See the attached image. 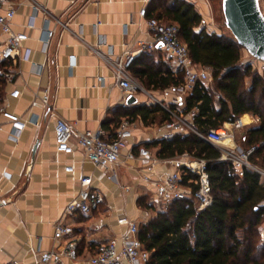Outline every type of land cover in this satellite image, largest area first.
<instances>
[{
  "label": "crops",
  "instance_id": "0c3cea01",
  "mask_svg": "<svg viewBox=\"0 0 264 264\" xmlns=\"http://www.w3.org/2000/svg\"><path fill=\"white\" fill-rule=\"evenodd\" d=\"M13 1L17 10L12 27L14 31L28 34L21 52L29 50L30 53L27 60L17 58L14 62L21 95L5 97L9 110L19 116L23 128L13 134V124L0 115V264H34L39 251L62 245L64 240L53 238L54 225L78 194L79 180L84 175L92 176L93 187L103 193L105 202L91 215L74 213L64 220L74 227L79 239L80 258L70 264H89V255L98 244L127 230L126 225L118 223L119 217L127 216L139 222L141 217L148 216L139 199L149 195L157 202L153 186L143 179L151 160L138 156V148H149L158 159L152 178L180 169L190 156L158 157L157 148L149 144L157 140L156 128L161 124L146 125L137 118L129 146L123 150L126 154L133 147L137 157L124 160L123 156L115 167L118 179H109L111 170L95 166L79 147L75 146L72 154L56 150V119L60 117L74 123L77 131L104 127L111 132L115 122L120 125L126 118L124 112L133 106L157 103V100L182 103L184 97L173 87L145 88L133 71V78L147 92L123 91L115 84L110 66L94 51L97 47L111 58H117L135 51L139 41L152 40L140 10L149 8L153 0H33L43 8L33 27L28 26L33 13L32 0ZM196 6L203 16V26L209 30L213 25L205 2L199 0ZM7 8L6 4H0V14ZM47 24L55 30V35L45 50ZM101 37L105 43L98 44ZM5 39L6 35L0 32V44ZM144 53H148L144 63L167 66L179 72L160 45ZM41 65L45 66L43 73L39 71ZM99 76L105 77V83L97 81ZM46 89L50 91L49 102L53 109L35 96L36 93L42 95ZM130 95L137 103H127ZM247 114L252 115L253 120L246 127L258 125L257 116ZM36 118L37 123H34ZM67 166H73L74 170L66 171ZM124 186H128L129 191ZM95 224H100L102 229L96 231Z\"/></svg>",
  "mask_w": 264,
  "mask_h": 264
},
{
  "label": "trees",
  "instance_id": "16d2710c",
  "mask_svg": "<svg viewBox=\"0 0 264 264\" xmlns=\"http://www.w3.org/2000/svg\"><path fill=\"white\" fill-rule=\"evenodd\" d=\"M196 4L193 0H153L147 8L148 17L155 16L179 26L180 38L188 46L192 61L207 68L214 81L215 88L204 82L196 83L179 104L182 110L176 104L169 108L185 117L195 110L191 123L201 133L253 113L259 118L258 125L247 128L241 141L247 150L255 148L250 160L264 168L263 78L257 75L252 87L245 88L244 80L252 70L250 64L241 65L245 48L235 38L203 26V16ZM147 56L148 53H143L137 57L131 67L145 88L177 89L183 85L182 72L144 63ZM5 97V81L0 78V107ZM123 115L132 122L140 118L146 125L172 119L171 113L156 102L133 106ZM114 127L116 130L119 122ZM149 145L157 148V156L162 159L183 155L205 159L213 203L199 210L194 200H176L143 223L140 238L150 251L147 264H264L262 176L251 169L239 176L231 162L220 159V149L195 132L157 139ZM192 176L188 174L185 179ZM139 203L142 205L140 200Z\"/></svg>",
  "mask_w": 264,
  "mask_h": 264
},
{
  "label": "built area",
  "instance_id": "2783aa9c",
  "mask_svg": "<svg viewBox=\"0 0 264 264\" xmlns=\"http://www.w3.org/2000/svg\"><path fill=\"white\" fill-rule=\"evenodd\" d=\"M193 1L198 2L199 0ZM31 3L33 13L28 20L29 27L35 25L38 14L43 12V8L39 3L33 0ZM0 4L8 6L6 11L0 14V32L6 35L5 41L0 44V62L3 63L0 65V78L5 81L6 96L19 98L22 92L17 85L18 71L14 62L17 61V58L23 60L29 58V50L24 53L21 52L24 42L28 39V34L13 30L12 22L16 15V2L13 0H0ZM140 16L146 19L152 40L139 41L138 48L135 51L125 52L117 58H111L98 50L97 47L94 48V51L112 69L116 85L125 92H137L139 90L147 92L133 78L131 67L139 55L154 50L157 45H161V49L174 61L177 69L184 75L183 85L177 88L180 95H187L198 82L207 83L211 81L210 71L192 61L189 48L181 40L180 28L176 23L166 22L155 16L148 17L146 7L140 10ZM46 20L49 22V18H46ZM44 35V49L47 50L52 37L55 35V30L51 29L47 24L44 29ZM103 43H105V40L102 37L99 38L98 44ZM70 57L74 59V55ZM44 69L45 66L41 65L39 67L40 73H43ZM97 81L103 84L105 83V77L99 76ZM35 96L40 97L47 106L53 109L49 102V89H46L42 95L36 93ZM157 103H160L171 113L172 119L157 126L156 139H172L178 134L195 132L203 139L217 146L221 151L220 159L231 162L239 176H243L246 169H251L259 173L264 179V168L250 160V155L255 148L246 151L242 150L234 143V136L228 128L223 126L209 129L207 133L198 132L191 123L195 116V110H192L187 117H183V115L172 111L161 101L157 100ZM0 115L13 124V134H18L23 128L19 116L9 110L6 100L0 107ZM33 122L37 123V118L33 119ZM247 124L249 123H244L241 118H238L233 123V126L235 128H243ZM134 128V123L125 118L112 134L104 127L77 131L74 123L59 117L54 125L56 150L60 153L72 154L75 152L76 147H79L86 159L95 166L111 170L108 175L109 179L117 180L118 174L115 167L121 163L122 157L124 156V160H135L137 157L133 147L126 154H123V150L129 146V140L134 134ZM229 139L231 142L227 144L226 140ZM138 156L151 160V164L146 167L147 172L144 174L143 179L153 186L156 200L163 207H167L176 200L188 199L196 201L198 209L203 210L213 203L212 184L205 159L190 156V159L180 169L173 173L152 178L151 172L158 160L157 157L145 146L138 148ZM73 170V166L66 167L68 172ZM188 174L193 176L186 180L185 177ZM79 184L80 190L78 194L67 204L62 217L54 225L53 238L56 241L64 240V242L59 247L39 251L34 264H70V262L79 260V239L76 237L74 227L66 223L64 218L74 213L91 215L99 210L105 202L103 193L93 187L92 176H82ZM124 188L126 191L130 189L128 186H124ZM117 221L120 225H126L127 230L98 244L89 255L88 263L147 264L150 260V251L140 238L139 222L127 216L119 217ZM94 228L96 231H100L102 226L95 224ZM262 236H264V231ZM14 264L21 263L16 262Z\"/></svg>",
  "mask_w": 264,
  "mask_h": 264
},
{
  "label": "water",
  "instance_id": "95a60500",
  "mask_svg": "<svg viewBox=\"0 0 264 264\" xmlns=\"http://www.w3.org/2000/svg\"><path fill=\"white\" fill-rule=\"evenodd\" d=\"M222 7L226 26L236 41L264 62V13L260 0H223ZM127 103L135 104L137 99L130 95Z\"/></svg>",
  "mask_w": 264,
  "mask_h": 264
},
{
  "label": "rangeland",
  "instance_id": "374dc122",
  "mask_svg": "<svg viewBox=\"0 0 264 264\" xmlns=\"http://www.w3.org/2000/svg\"><path fill=\"white\" fill-rule=\"evenodd\" d=\"M203 1L205 2L208 8L209 17L210 19H212L211 24L213 26L209 28V30H211L212 28L214 29L216 28L217 33H220V34L223 33L231 38H234L232 32L229 30V28H227L226 23H225V17H224L223 7H222L223 0H203ZM260 5L264 13V0H260ZM248 64L251 65L252 70H251L250 75L247 76L244 80L245 88L250 89L252 87L253 78L256 77L257 75L263 78V84H264V62L250 55L246 49H242L241 65L242 67H245ZM207 84L210 87L215 88L213 80L207 82ZM177 92L180 94L179 91ZM257 96L259 97L260 93L257 92ZM183 97L185 99L186 95H184ZM163 102L165 105L170 107L171 105L170 103L166 101H163ZM172 104H176L178 106V110H182V108L179 107L180 103H178L177 101L176 103L174 102ZM183 117L185 116L183 115ZM242 117H245V120L247 122L252 121V115L250 114L243 115ZM258 122H259V118H258ZM224 127L228 128L230 132L233 134L234 143L238 145L242 150L246 151L247 149L244 143L241 141V137H242L243 132L247 129V127L245 126L244 128H235L233 126V123H226ZM230 142L231 141H227V144H229ZM139 200L142 203L141 205L142 210L148 214L147 217L143 216L140 218L139 224L140 226H142V224L148 221L152 215L156 214L158 210L163 209V205L158 202L152 201L149 195L143 196ZM150 205L152 206V209L149 208Z\"/></svg>",
  "mask_w": 264,
  "mask_h": 264
},
{
  "label": "bare ground",
  "instance_id": "6f19581e",
  "mask_svg": "<svg viewBox=\"0 0 264 264\" xmlns=\"http://www.w3.org/2000/svg\"><path fill=\"white\" fill-rule=\"evenodd\" d=\"M241 119H242V122H244V123H248V122L245 120V117H241ZM252 120H253V117H252ZM227 141H230V139H229V140H226V143H227Z\"/></svg>",
  "mask_w": 264,
  "mask_h": 264
}]
</instances>
